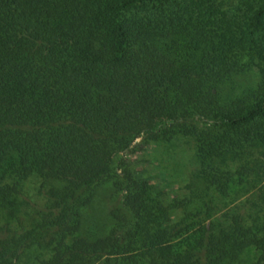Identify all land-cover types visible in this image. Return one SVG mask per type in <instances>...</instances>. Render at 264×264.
I'll list each match as a JSON object with an SVG mask.
<instances>
[{
  "label": "trees",
  "instance_id": "1",
  "mask_svg": "<svg viewBox=\"0 0 264 264\" xmlns=\"http://www.w3.org/2000/svg\"><path fill=\"white\" fill-rule=\"evenodd\" d=\"M139 134L191 143L186 192L120 163L84 225ZM241 176L264 203V0H0V264H264L255 213L213 203Z\"/></svg>",
  "mask_w": 264,
  "mask_h": 264
},
{
  "label": "rangeland",
  "instance_id": "2",
  "mask_svg": "<svg viewBox=\"0 0 264 264\" xmlns=\"http://www.w3.org/2000/svg\"><path fill=\"white\" fill-rule=\"evenodd\" d=\"M257 80L258 72L255 68H252L239 75L236 78V83L252 86ZM144 135L139 134L136 136L133 143L134 146L129 152L120 153L114 157L110 176L105 177V181L101 182L97 187L98 194L94 201L82 210V216L85 220L84 225L90 227L92 219H96V222H99L105 216L101 195L102 192L110 189L108 186L111 185V180L119 175L118 167L120 163L133 176L145 182L148 194L155 199V203L159 202L164 205L172 197H180L186 192L185 183L189 180L193 167L196 165L193 159L191 143L189 141H181L171 148L164 149L160 144L146 143L143 139ZM238 163H229L226 168L232 169ZM246 181L247 178L241 176V182L235 180V183L230 184L227 196L214 195L213 203L220 211L226 207L237 205L238 211L243 215L244 224L247 226H252L253 224L248 215L255 213L257 217L256 221H254L255 225L257 227H260V225L264 226V203L257 198L255 192L248 189ZM262 184L264 185V178ZM38 189L39 179L31 178L23 183L22 194L31 200L36 197ZM20 219L23 220L21 216ZM24 220L22 221L23 223ZM13 227H17V223L14 220ZM257 254L258 252L253 248H248L241 253L236 264H254Z\"/></svg>",
  "mask_w": 264,
  "mask_h": 264
}]
</instances>
